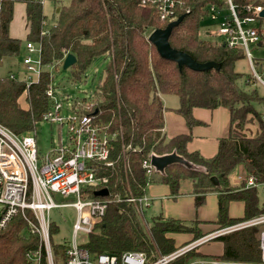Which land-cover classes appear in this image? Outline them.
Listing matches in <instances>:
<instances>
[{"label": "trees", "instance_id": "obj_1", "mask_svg": "<svg viewBox=\"0 0 264 264\" xmlns=\"http://www.w3.org/2000/svg\"><path fill=\"white\" fill-rule=\"evenodd\" d=\"M53 1L58 10L54 11L48 26L42 0H0V65L4 58L20 55L21 39L12 37L9 28L15 3H23L28 28L25 39L39 46L42 68L38 79L31 82L26 79L24 70L21 75L19 72L0 76V123L16 134L33 133L51 107L47 89L50 85L55 87L54 72L62 68L64 56L72 53L76 57V62L68 67L76 79L85 75L96 56L109 57V64L91 96L94 99L92 108L78 106L80 111L90 113L94 124L108 134L107 161L110 162H88L100 182L87 186L83 192L89 197H106L110 201L104 215L87 234L83 246L92 253L120 254L133 250L151 258L156 248L162 254L176 249L175 240L168 236L169 233L188 230L201 233L197 222L166 219L159 215L148 229L144 228L135 207L125 199L146 194L148 185L157 181L166 183L175 197L180 181L191 178L196 207L204 203L207 192L216 191V223L219 225L234 224L263 213L257 186L245 187L244 180L240 186H235L229 180V174L241 165L245 176L250 175L255 182L264 183V121L260 116L263 114L260 108L264 107V91L259 92V87L263 86L252 74L235 70V62L245 59L240 47L230 48L208 39L207 35H200L207 7L222 2L185 0L190 7L188 13L178 10L171 20L161 22L156 10L142 5L140 0H69L66 4L62 0ZM233 1L241 5L249 0ZM254 1L262 4L260 0ZM182 14L183 19L170 33V45L198 62L212 60L219 64L218 69L197 71L187 66L179 69L175 61L161 57L148 40L154 29L164 28ZM261 43L263 46L264 36ZM22 95L27 107L19 103ZM162 95L177 96L179 104L174 110L188 126L199 123L192 116L193 108L228 109L230 132L219 140L214 156L206 158L197 151L189 152L186 148L189 134L170 139L163 135L165 107ZM249 115L258 122L256 133L250 136L241 131ZM173 150L204 170L190 171L180 164H173L166 167L164 175L154 170L146 173L142 162L148 155ZM211 176L217 177L218 184H213ZM101 188L108 190L107 196L95 194ZM232 201L243 204L242 217L228 215ZM26 214L35 221L31 210H26ZM57 231L58 227L50 221L53 256L63 259L66 244L51 241ZM215 240L222 243L218 258L246 264L259 262L258 231L254 227L241 228L217 236ZM39 244V235L30 232L20 213L15 215L4 229H0V264H29L26 254L37 250ZM189 251L169 264H186L194 257ZM196 258L202 257L193 259ZM40 264H47L44 251Z\"/></svg>", "mask_w": 264, "mask_h": 264}, {"label": "built area", "instance_id": "obj_2", "mask_svg": "<svg viewBox=\"0 0 264 264\" xmlns=\"http://www.w3.org/2000/svg\"><path fill=\"white\" fill-rule=\"evenodd\" d=\"M207 7V16L212 20L211 35L220 38V42L228 47H240L243 50L250 73L264 87L261 73L264 71L263 58H254L250 45L260 48L261 38L264 36V17L261 12L264 8L254 0L238 5L233 0H218ZM142 5L151 6L158 14L161 22L171 20L178 10L190 11L185 0H140ZM243 13V14H242ZM175 20V19H174ZM259 23L260 28L254 27ZM209 31V30H208ZM29 52L37 49L38 59L30 54L23 57L24 72L28 82L36 81L41 73L40 48L33 42H26ZM262 59V60H261ZM259 61V62H258ZM259 63V64H258ZM56 88L52 85L47 94L52 100L51 107L44 113L43 120L67 124V140L59 142L47 153H38L36 139L33 133L16 134L0 123V229H4L11 219L21 214L27 221L30 232L37 233L40 245L34 252L26 256L30 260L41 263L44 251L47 264H54L53 252L49 240V211L56 207L70 206L76 211V219L72 227V238L66 245L61 264H169L178 256L185 253L195 244H189L167 254L152 255L151 258L141 251H124L120 254L107 252L92 253L83 246L86 239L79 241L78 234L86 236L105 213L109 198L89 197L83 192L87 186L98 185L99 179L89 166V161H107L109 156V136L106 131L94 124L92 115L80 111L74 103L69 105L72 114L65 119L59 115L62 102L56 98ZM146 173L154 169L150 155L142 162ZM243 175V174H242ZM238 175V183L244 180L245 187L257 186L250 175ZM105 181V180H104ZM51 192L63 196L73 195L74 200L67 203H58ZM119 200V198H117ZM127 202L143 212L148 205V198L142 196H127ZM31 210L35 221L26 214ZM254 227L258 231L260 259L257 264H264V212L238 222L234 226L218 230L215 233L202 237L196 243L201 244L212 238L241 228ZM187 264H246L223 260L218 257L198 258Z\"/></svg>", "mask_w": 264, "mask_h": 264}, {"label": "rangeland", "instance_id": "obj_3", "mask_svg": "<svg viewBox=\"0 0 264 264\" xmlns=\"http://www.w3.org/2000/svg\"><path fill=\"white\" fill-rule=\"evenodd\" d=\"M69 0H62V3L66 4ZM262 4L264 5V0H260ZM42 6H43V12L47 15L48 21L47 25L49 26L52 23V16L55 10H57V6H55V3L53 0H42ZM264 8V6H263ZM212 20H210L209 17H205L201 21V32L200 35H207L205 31L213 30L214 28L211 27ZM254 27L260 28L264 27V22L262 23L261 27L259 23H255ZM211 28V29H210ZM27 22L25 19V6L23 3H17L14 8L13 13V19L9 28L10 34L15 35L17 38L21 39V51L19 57H6L3 60L2 65H0V76L7 75L9 73H19L22 74V71L24 70V66L22 63V59L25 55L30 54L33 59H38V50L34 49V51L29 52L26 49V34L25 31L27 30ZM264 29V28H263ZM208 39L212 41H218L220 42V38L216 35H207ZM250 50L252 52V56L254 58H263L264 57V45L261 46L258 49H255L253 45H250ZM262 60V59H261ZM264 68V63L261 62ZM109 64V57L106 55H99L96 56L91 63L86 68V72L84 76H81L80 79H76L73 77L71 70L69 68L66 69H59L58 71L54 72V79H53V85L56 87V98L58 102H62V108L59 113V115L62 117V119L67 118L72 114L71 109H69V105L72 103H76L77 106H79L81 109L83 108H92L94 99H91L93 92L96 90V88L99 85L100 80L103 77V73L106 69V67ZM235 70H237L240 73L243 74H251L250 68L245 59H241L234 64ZM261 77L264 80V71L261 73ZM264 88L259 87V92H263ZM178 98L175 95L169 96V103L174 104L177 103ZM19 103L22 107H27L26 102L24 101V96L22 95L19 98ZM87 110V109H86ZM261 112L263 114H260L261 118H263L264 121V107L260 108ZM252 125V128H254V131H257L258 129V122L254 119H251V116H247L246 120L243 122L241 128L242 132H246V127L249 125ZM67 124L59 125L58 122H50L49 120H41L37 125L33 132V135L36 139V145L38 153L41 155H44L49 151V149L53 146H58L59 142H66L67 140ZM247 134L252 132H246ZM245 133V134H246ZM256 133V132H255ZM254 133V134H255ZM246 134V135H247ZM151 156V154H150ZM230 179L231 181L238 180V170L234 168ZM242 175V174H241ZM244 175V174H243ZM242 175V177H243ZM240 183H237L235 186H240ZM258 188V198L259 203L261 206H264V183H259L257 185ZM51 195L53 196L54 200L58 203H67L69 201H73L74 197L73 195L70 196H63L56 192H51ZM120 200V198H119ZM151 204L148 207H145L143 209V214L141 213L140 209H137L136 206L135 210L139 216V219L144 226L145 229H148L149 225L151 224L152 220L157 217L161 211L165 210V203L161 201H150ZM229 211L233 214L240 215L241 213V205H231L229 208ZM200 212V211H199ZM205 213L211 217L216 214V204L215 202H208L207 206L205 207ZM48 217L50 221H53L55 225L58 227V231L51 236V241L53 244H68L70 242V239L72 238V227L73 223L76 219V211L74 208L70 206H63V207H56L49 211ZM245 220V219H244ZM238 221L241 223L242 221ZM238 222H236L238 224ZM234 224H227V225H219L216 224L214 226H210L211 231L210 234L215 233L218 230H222L224 228L234 226ZM196 228V227H195ZM200 228V227H199ZM201 233H191L189 230L185 232L180 233H190L192 234L193 240L191 239L188 242L181 243L180 245L176 246V249L185 247L189 244H195L194 247L190 248L191 252H193L194 257L200 256V257H210V256H216L219 255L222 252V243L218 240H215V238H212L204 243L198 244L196 243L198 240H200L206 234L205 232ZM205 233V234H203ZM171 234V233H169ZM168 234V236H169ZM227 234V233H225ZM180 235V234H178ZM79 241H83L84 235L78 234L77 236ZM179 236L175 237V242L178 243ZM173 250V251H175ZM187 250V251H189ZM186 251V252H187ZM190 253V251H189ZM188 253V254H189ZM162 254L157 248L154 250L153 255ZM187 254V255H188ZM194 257L188 260H192ZM29 264H37L36 261L33 259L30 260ZM54 264H61V259L59 256H56L54 258Z\"/></svg>", "mask_w": 264, "mask_h": 264}, {"label": "crops", "instance_id": "obj_4", "mask_svg": "<svg viewBox=\"0 0 264 264\" xmlns=\"http://www.w3.org/2000/svg\"><path fill=\"white\" fill-rule=\"evenodd\" d=\"M16 4L17 3H15V5ZM261 5L264 6L263 4ZM27 30L25 31V34L27 33ZM210 31L211 30L205 32L208 33L207 35L210 36L211 35ZM10 35L12 37L17 38L13 34ZM261 44H259V46H261ZM169 96L170 95L161 96L162 103L165 107L163 112V120H164V125L162 129L163 135L167 139H170L180 134H189L190 139L186 144V148L189 152L197 151L203 157L206 158L214 156L218 150L219 140L221 138L228 136L230 132L231 122H230V113L228 109L225 107H217L214 109H205L199 107L193 108L192 116L194 117V119L199 121V123L194 124L192 126H188L185 119L174 110L175 108L178 107L179 101H177V103L170 104ZM252 131L253 134L251 135H254L256 131H254V128H252V125L250 124L248 127H246V132L249 133ZM247 135L250 136V133ZM236 169L238 170V175L244 174L241 165L237 166ZM232 172L229 174V180L231 184L236 185L238 183V180L231 181L230 179ZM145 195L147 196L149 202L146 207L150 206L151 204L150 201L157 200L165 203L166 211L164 212L161 211V213L159 214V216L163 218L176 219L184 222H197L198 227H200L201 231L205 232L206 234H210L209 233L211 231V228H209L210 226L212 227L217 224L216 223L217 213H218L217 192L216 191L207 192L205 194L204 203L196 207L194 204L193 180L189 177H186L180 181L179 191L175 197H172V195L170 194L169 186L166 183L159 181L149 184L146 189ZM213 201L216 204V214L209 217L205 213V207L207 206L208 202L211 203ZM234 204L241 205V213H239L240 215L233 214L229 210H228V215L232 218L242 217L243 204L239 201H232L229 204V208L231 205ZM86 236H84L85 239ZM169 236L172 237L174 240L175 237L179 236L180 241H178V243L175 242L176 246L180 245L181 243L188 242L191 239L193 240L192 234L190 233H171L169 234ZM219 255L202 257V258H213ZM193 260L195 259H192L190 261ZM190 261H188L187 263H189Z\"/></svg>", "mask_w": 264, "mask_h": 264}, {"label": "water", "instance_id": "obj_5", "mask_svg": "<svg viewBox=\"0 0 264 264\" xmlns=\"http://www.w3.org/2000/svg\"><path fill=\"white\" fill-rule=\"evenodd\" d=\"M58 10V8H57ZM261 16H264V11L261 12ZM184 14L177 17L175 20L169 22L164 28L154 29L148 36V40L153 43L157 49L159 55L163 58L173 60L177 63L178 68L182 66H187L192 70L202 71L208 70L210 68H219V64L209 60L206 62H198L194 60L189 54L182 50L173 48L169 43V36L173 27L177 26L183 19ZM76 62V57L72 53H67L62 61V69H66ZM1 64V63H0ZM151 165L155 172L164 175L165 169L169 165L180 164L190 171H203V167L196 165L186 158L172 151L165 154H155L151 153L150 156ZM213 184H218L217 177H210ZM96 195L107 196L108 190L106 188H101L95 192ZM256 231V228H254Z\"/></svg>", "mask_w": 264, "mask_h": 264}]
</instances>
